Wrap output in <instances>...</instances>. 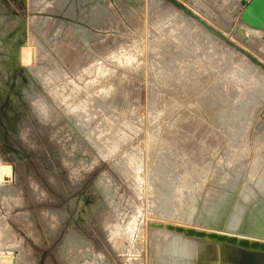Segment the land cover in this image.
Masks as SVG:
<instances>
[{
	"label": "rangeland",
	"instance_id": "obj_1",
	"mask_svg": "<svg viewBox=\"0 0 264 264\" xmlns=\"http://www.w3.org/2000/svg\"><path fill=\"white\" fill-rule=\"evenodd\" d=\"M135 1L0 0V56L7 58L0 67V188L9 184L16 193L0 200V224L8 225L5 239L14 238L25 252L19 255L0 247V264H169L171 256L178 258L175 249L193 261L213 258L215 242L165 231L153 224L157 222L188 220L198 229L250 237L247 227L257 214H231L242 200L250 199L254 209L264 207V93L248 115L228 111L209 119L195 95L213 79L201 81L194 94L178 98L151 84L154 63L147 33L156 16L151 0H137L140 20L131 22L128 11ZM153 1L167 10L157 19L171 13L229 50L228 62L216 67L220 75L231 79L227 68L243 60L252 64L251 71L264 73V28L242 21L240 0H178L223 39L165 0ZM13 36L16 46L10 51L7 41ZM94 36L104 39L98 50L89 44ZM128 49L139 55L134 70L104 57ZM38 58L64 78L44 84V91L28 74ZM251 71L246 74L255 76ZM67 81L80 86L81 94L93 96L94 106H100L99 119L87 122L79 116L76 103L82 95L65 99L49 90ZM20 85L36 93L46 107L44 117L34 112ZM239 85L240 90L246 87ZM236 102H228L231 109ZM223 122L233 125L222 129ZM117 128L126 140L114 148L102 136L110 137ZM132 149L133 159L127 160L124 154ZM227 149H242L231 166L226 164ZM135 159L140 169L127 176L124 169ZM175 185L182 188L177 193L172 190ZM168 209L174 212L167 215ZM230 221H237L238 227L227 230ZM128 223L142 225V232L122 237ZM260 226L264 229V221ZM260 235L251 238L264 241V233ZM165 239L171 241V249L165 248ZM134 248L138 251L132 252ZM246 250L245 259H261L259 264H264V251ZM240 252L229 253L238 258ZM215 261L220 264L218 255Z\"/></svg>",
	"mask_w": 264,
	"mask_h": 264
},
{
	"label": "bare ground",
	"instance_id": "obj_2",
	"mask_svg": "<svg viewBox=\"0 0 264 264\" xmlns=\"http://www.w3.org/2000/svg\"><path fill=\"white\" fill-rule=\"evenodd\" d=\"M123 2L121 1L122 4H123ZM125 5H127V4H125ZM139 5H140L139 1L136 0L135 2H133L131 7L129 8V11H128L129 17L128 18L130 19L131 22L136 23V21L140 20L141 12H140V6ZM121 11H119V12L123 13ZM113 13H114V11H113ZM111 14H112V12H111ZM2 19L3 18L0 15V27L3 24ZM105 24H107V23H105ZM152 26H153V29L151 28V31H149V32L147 31L148 32L147 38L148 37L151 38V39H147L150 41V44H149L150 46H148V48H149L148 51H149V54L152 55V61L154 63L153 64V73L150 76V79L148 80V81H150L151 84L154 83L156 86L162 88L170 96L178 98L179 92H177V91H178V87H180L181 85H182L181 87L183 89L181 91V93H184V92L190 93V91H193L192 93L194 94L195 91L198 90V87H199L198 84L201 81L213 79V81H211L212 84L210 86H208L204 90L202 88L199 89L200 92L195 95L197 97L199 96L200 99L197 98L196 100L199 103H201V105L203 106L204 110L206 111V115L208 116L209 119H213L216 115H218V113L225 114V112L232 111V114L234 116H236L237 114L248 115L252 112V110H254L255 106L258 103V100H260L259 98L263 97L262 93H264V73H262L260 71L259 72L251 71L250 68L252 67V64L247 60H243L241 63L232 64L231 66H229L227 68L230 72L231 79L228 77L220 75L219 69L216 67H223L228 62L229 50H227L224 47H221V45L217 39H213L211 37H206V36L200 34L198 32V30H193L187 23L176 21V18L173 17V14H171V13H168L167 16L163 19L154 20V23L152 24ZM102 28H104V26ZM98 34H100V32ZM100 39H99V37H95L93 39V42H92V40H89V44L95 50H98L97 48L99 46H101V44H102L101 41H99ZM7 43H8L7 49H9L10 51H15L14 48L16 46V44H15L16 43V36L11 37L10 40L7 41ZM146 45H147V43H146ZM135 48L136 47H134V49ZM115 51L111 52V54H108V52H107L104 56L105 59L107 61H109V60L112 61V63H114L118 67L120 66V67L126 68L128 70H130V69L134 70L133 66L139 64L140 59H139V55L137 54L136 50L128 49V50H124L120 53L119 52L117 53ZM29 58L30 57L28 54L27 59H29ZM6 59H5V57L0 56V67L5 65V63H3V62H6L5 61ZM111 59H113V60H111ZM7 61H9V60H7ZM165 63H167V64H165ZM47 65L48 64H46L42 59L38 58L36 60L34 67L31 70V72L30 73L28 72V74H31L33 79H36L37 82H39V85H43V91L45 89L44 87H46V86H44V84L47 85V83L50 84L54 80L58 81L59 79L63 78L59 71H57L55 68L47 66ZM166 65H168V66H166ZM8 69H10V68H8ZM250 71L253 72L255 74V76L249 77V75L246 74ZM181 77H182V79H181ZM254 78H256V80ZM240 83H244L243 86L244 87L246 86L243 90H240V88H239ZM245 83H246V85H245ZM21 89L24 92V98L33 107L32 109H34V112L38 111L40 114L39 116L44 117L46 107L39 100H37L36 93L34 91L28 90L26 85H22ZM80 89H81L80 86H76V85L67 81L59 89H57V90L56 89L55 90L49 89V90H52L56 95H60V94L63 95L64 98L66 96H75V94L82 95V98L79 99L78 102L76 101L77 102L76 107H79V109H80L79 110V116H81L82 118L85 116L86 121L88 122V120H89L91 122V120L98 117V114L101 112L99 109L100 106H99V108H98V106L95 107L94 106L95 99L93 98V96L90 94H87V95L81 94ZM260 95H262V96L260 97ZM41 99H43V98H41ZM73 99H75V98H72V100ZM231 101H234V102L238 101V102H236L237 103L236 106L232 109L230 108V106L228 104V102H231ZM74 112H76V110ZM74 115H75V113H74ZM97 119H99V117ZM86 121H85V123H86ZM231 125H233V123H229L226 125V123L223 122L220 124V128H222V129L226 128L227 129V127L228 126L231 127ZM233 150L227 149L226 151H228V152L225 151V155H227L226 156V164L228 166H231L242 155V151H241L242 149L241 150L235 149L234 151ZM243 158H244V154H243ZM233 182H235V181H233ZM232 184H234V183H232ZM222 188H223V186H222ZM232 188H233V186H232ZM248 189H249V187H248ZM251 190H252V188H251ZM251 192H249L250 193L249 196H252V197L256 196V195L253 196V194L251 195ZM15 194L16 193L14 192V190L11 188V186L9 184L7 187H3V188L1 187L0 188V200H2L4 197H7V196L10 197V195L12 197V195H15ZM217 194L219 195V193H217ZM216 196H215V199H216ZM227 197H228V195H227ZM252 197H250V198H252ZM247 201L250 202V199H247ZM242 202H243V200H242ZM216 204H218V203H216ZM241 206H242V204H241ZM260 206H258L256 208V210H254V211L251 210V213L255 212L257 214V217H256V220L254 222H252V225L250 227H247V229L251 233V234H249L250 237H243V236H237V237L247 238V239L253 240L251 238L252 236L261 237L260 234L264 233V229L260 226V224H262V222L264 221V207L263 206L260 207ZM211 209H212V207H211ZM261 212L263 213V216H261ZM218 214H221V213H218ZM235 215L238 217L241 215L242 216L247 215V211H246L245 207L238 208V211L235 212ZM212 216H213V214H212ZM214 218H215V216H214ZM210 222H211V220H210ZM3 223H6V222H3ZM6 226H8L7 223L6 224H2V223L0 224V247L3 249L9 250L12 253L17 250V251H19V255L24 254L25 252H23V250L21 249L22 246H20L18 244L17 240H14V238H13V240H10V241L8 238H7L8 240L5 239V236L7 237V232H9V231H6V228H7ZM226 227H227V230H234L238 227V223H237V221H230ZM135 230H136V234L141 233L142 232L141 230H143L142 225H140L139 227H136L135 224L128 223V228L124 227L121 230V236L122 237L125 236V238L130 239V237L132 236L131 232L135 231ZM251 230H253L254 232L252 233ZM216 232H220V231H216ZM228 235H231V234H228ZM4 241L7 243H5ZM164 241H166L165 248L171 249V247H173L170 240L165 239ZM259 241H263V240H259ZM3 243H4V245H3ZM142 244H143V242H142ZM212 244H213V242H212ZM177 245H178V242H177ZM137 251L138 250H135V248H134V250H132V252H137ZM186 251L190 253V252H193L194 250H193V248H187L186 247ZM205 251H207V250L205 249ZM173 253L175 256H178V258H175L172 256H171V258L168 257L167 260H169V258H170L169 264H195V261H193V260L189 259L188 257H185L184 255L180 254L181 253L180 251H177L175 249V250H173ZM240 254L241 255L238 258H236V261L238 263H241V264H259V261L261 260V259L255 258L254 262H250L247 259H245V257H246L245 252H240ZM16 258H18V257H16ZM204 261H205V264H208V261H206V260H204ZM124 264H125V262H124Z\"/></svg>",
	"mask_w": 264,
	"mask_h": 264
},
{
	"label": "water",
	"instance_id": "obj_3",
	"mask_svg": "<svg viewBox=\"0 0 264 264\" xmlns=\"http://www.w3.org/2000/svg\"><path fill=\"white\" fill-rule=\"evenodd\" d=\"M165 1L170 3L173 6V8L177 9L179 12H182L184 15L198 22L202 27L207 29L212 35L223 39V36L220 34L219 31H217L214 27H212V25H210L206 20L200 17V15L194 12L191 8L186 7L184 4H182L178 0H165ZM240 4L242 5L241 10H240V18L242 19V21L248 24L249 26L264 28V0H240ZM150 6H151L152 13H154V15L156 16V19L161 18V14L167 11L165 8H163L164 6L162 7L158 3L156 6L153 0H151ZM181 86L178 87V91H177L179 92V95L188 94L189 92L181 93V91L183 90ZM190 92L192 93L193 91H190ZM153 157L154 156H152V159H154ZM205 165L206 164L202 165L199 170L194 168L193 169L194 172H192V174L198 171H201ZM13 172H14V169H13ZM185 176L186 175L183 176L184 179H185ZM189 180H190V176H188V183H189ZM202 184H199V185H202ZM181 189L179 188V186L175 185L172 190L173 192L177 193ZM179 204L181 203L179 202ZM253 206H254L253 203L251 202L248 203L246 201H243L242 206L240 205V207H245L246 211L256 210V208L254 209ZM238 208L235 207V209H233L231 217L234 212L238 211ZM173 210L172 211H170L169 209L165 210V213L169 215L172 212H174ZM228 221H226L225 224ZM187 223H189L188 220L187 221L184 220V221H181V223H176V224L167 223V222H157L153 224L156 227L164 228L165 231L168 230V231L182 233L183 235L190 237V238L205 239L208 241L207 244H211L209 242H215L217 246L216 248L217 250L213 251L212 253L213 258H209V259L202 258L201 260V257H199L198 259H195L196 260L195 264H205L204 259L208 260V264H216L215 258L217 255L219 256L220 264H241L236 261V258L231 257L230 253H235L238 250L243 252V250L245 249H247L246 251H249V250H259L260 252L264 251V241L240 238V237H237L236 235H228L227 233L216 232L214 230L198 229L195 226L188 225Z\"/></svg>",
	"mask_w": 264,
	"mask_h": 264
},
{
	"label": "crops",
	"instance_id": "obj_4",
	"mask_svg": "<svg viewBox=\"0 0 264 264\" xmlns=\"http://www.w3.org/2000/svg\"><path fill=\"white\" fill-rule=\"evenodd\" d=\"M103 132V131H102ZM109 135V134H108ZM108 136H102V139H107L108 141H110L111 145L115 148L117 146V143L119 140H126V134H123V131L120 130L119 128L114 129L113 131H111V135ZM135 154V149L129 150L127 152H125V156L127 160L133 159V155ZM138 160L135 159V161L132 162V164H129V166H127V168H125V174L128 176L130 175V170H135V169H140L137 168V164H138ZM126 176V178L129 180V178ZM102 186V185H101ZM103 187H105V184L103 185Z\"/></svg>",
	"mask_w": 264,
	"mask_h": 264
}]
</instances>
